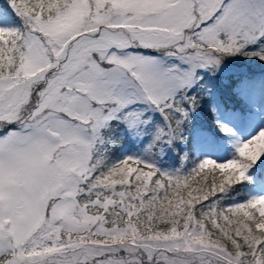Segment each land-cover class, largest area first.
<instances>
[{"label": "snow or ice", "instance_id": "6c2138e0", "mask_svg": "<svg viewBox=\"0 0 264 264\" xmlns=\"http://www.w3.org/2000/svg\"><path fill=\"white\" fill-rule=\"evenodd\" d=\"M0 264H264V0H0Z\"/></svg>", "mask_w": 264, "mask_h": 264}, {"label": "trees", "instance_id": "16d2710c", "mask_svg": "<svg viewBox=\"0 0 264 264\" xmlns=\"http://www.w3.org/2000/svg\"><path fill=\"white\" fill-rule=\"evenodd\" d=\"M248 68H251L252 72L254 74H257L261 72V66L259 64H252V65H246L244 66L243 70H247ZM225 100L227 101V103L229 104H233V105H239L242 101L236 97L235 95H231V94H226L225 95ZM205 103H207V101H205ZM200 123H207V119H206V112H202L201 116H200ZM195 128L196 126L193 125L189 131L194 133L195 132ZM179 158L177 157V166H179ZM169 163H171V161H169Z\"/></svg>", "mask_w": 264, "mask_h": 264}]
</instances>
